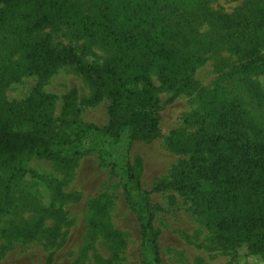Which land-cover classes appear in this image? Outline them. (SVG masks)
I'll list each match as a JSON object with an SVG mask.
<instances>
[{
	"label": "rangeland",
	"instance_id": "obj_1",
	"mask_svg": "<svg viewBox=\"0 0 264 264\" xmlns=\"http://www.w3.org/2000/svg\"><path fill=\"white\" fill-rule=\"evenodd\" d=\"M73 1L96 16L97 0ZM156 4L168 11L171 21L186 25L182 36L191 45L183 52L199 56L201 62L182 68L176 76L180 82L170 90L161 87L156 68L151 70L154 94L161 103L162 136L149 142H130L126 128L111 134L96 131L94 127L107 123V99L90 101L92 88L73 66H60L39 81L23 69V54L13 52L14 38L0 35V66L7 68V76L12 70L19 75L3 97L22 101L34 88L48 97L34 121L23 123L21 129L62 142L71 139L79 126L92 127L76 154L61 153L63 162L29 155L13 165L19 172L0 169V264H105L107 260L152 264L141 244L138 220L122 194L127 167L143 190L165 184L182 158L166 137L172 131L193 135L194 114L219 98L238 101L254 136L264 142V0H156ZM42 35L50 38L52 46H72L86 63L99 64L114 53L101 39H91L63 22L35 34ZM249 41L257 44L263 61L240 72ZM66 96L70 101L64 108ZM150 194L160 264H264V254L250 253L243 244L219 242L205 218L192 213L185 197L170 189ZM97 198L108 200L103 217H94L90 208ZM40 217L36 239L19 236L18 227L34 224ZM92 220L104 225L94 227Z\"/></svg>",
	"mask_w": 264,
	"mask_h": 264
},
{
	"label": "trees",
	"instance_id": "obj_2",
	"mask_svg": "<svg viewBox=\"0 0 264 264\" xmlns=\"http://www.w3.org/2000/svg\"><path fill=\"white\" fill-rule=\"evenodd\" d=\"M97 1L95 16L73 0H0V35L14 38L13 52L23 54V69L39 81L60 66L75 67L92 88L90 101L103 97L108 101L107 123L94 127L96 131L111 134L126 128L130 142L160 138L161 103L154 94L157 88L150 72L156 68L161 87L170 90L180 82L176 76L182 68L201 62L199 56L183 52L191 45L182 36L186 25L171 21L168 11L157 8L156 0ZM56 21L91 39H101L114 48L113 55L99 64L86 63L72 46H52L48 36H35ZM249 43L240 72L263 61L257 44ZM4 69L0 66V169L19 172L13 165L29 155L63 162V151L76 154L88 139L91 125L79 126L71 139L62 142L24 131L20 125L33 122L48 97L34 88L22 101L7 100L4 91L19 75L12 70L7 76ZM138 84L140 88L133 87ZM64 100L65 108L70 97ZM194 123L193 135L172 131L166 137L168 146L182 158L165 184L143 190L132 168L126 169L122 194L138 220L141 244L152 264H160L158 232L153 224L155 204L150 193L170 189L190 202L194 215L205 218L206 227L215 230L219 242L243 244L250 253L264 254V142L254 136V127L236 100L214 99L211 106L194 114ZM107 201H92L94 217L106 214ZM42 221L40 217L34 224L26 222L17 233L34 240ZM91 225L101 227L104 223L92 220ZM105 264L115 263L107 260Z\"/></svg>",
	"mask_w": 264,
	"mask_h": 264
},
{
	"label": "built area",
	"instance_id": "obj_3",
	"mask_svg": "<svg viewBox=\"0 0 264 264\" xmlns=\"http://www.w3.org/2000/svg\"><path fill=\"white\" fill-rule=\"evenodd\" d=\"M243 264H248V263H243Z\"/></svg>",
	"mask_w": 264,
	"mask_h": 264
}]
</instances>
